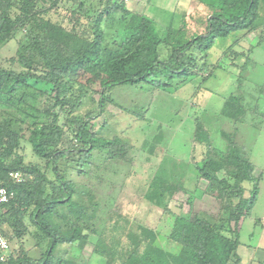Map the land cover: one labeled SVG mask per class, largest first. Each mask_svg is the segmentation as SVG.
Instances as JSON below:
<instances>
[{
  "label": "trees",
  "instance_id": "1",
  "mask_svg": "<svg viewBox=\"0 0 264 264\" xmlns=\"http://www.w3.org/2000/svg\"><path fill=\"white\" fill-rule=\"evenodd\" d=\"M61 1L64 0H0V46L17 32L26 31L24 42L27 45L20 50L17 61L22 68L30 69L33 62H29L26 55L38 54L40 69L44 71V74L17 73L0 68V109L6 116L0 122V187L12 194L0 206V223L5 226L3 235L9 246L5 255L0 250V264H65L64 261L53 263L56 248L83 243L86 236L79 226V212L68 227L64 222V226H60L54 221L53 216L60 207L71 208V212L72 209L83 211L81 205L72 201L76 183L60 174V161L65 168H74L81 176L87 172L85 167L90 166L94 154L100 159V166L107 165L98 167L100 170H95L98 173L105 174L110 161L125 160L123 150L128 146L124 149L118 136L104 139L92 132L95 120L92 121L91 116H74L66 121L71 137L68 139L64 138V125L58 124V113H51L45 106L39 107V102L50 99L52 108L60 112L74 110L67 109L71 104L78 107L84 94L79 92L77 97L69 98L75 80L70 70L74 66L90 69L94 73L93 80L100 83V111L108 101L107 90L114 87L146 83L154 89L167 91L175 81H187L204 69L205 64H199L200 59L206 57L216 39L224 40L233 33L256 28L259 4L264 6V0H192L207 11L208 18L203 26L205 34L190 35L186 21L177 29L170 27L160 34L152 20L129 11L124 0H107L103 10L92 16L84 0H75L72 25L65 29L43 19ZM194 11L198 24H202L205 17L198 18L200 11ZM83 18L87 21L82 22ZM115 26L119 27L115 33H121V40L108 44L105 31ZM24 132H28L27 142L34 155L53 166L54 184L39 166L24 164L23 157L18 155ZM207 140L206 133L197 126L193 142L204 144ZM225 159L217 161L209 154L203 166H198V172L219 192L223 200L222 214H227V218L217 221L176 218L177 232L170 235L175 245L172 251L171 247L161 246L158 235L149 230L139 236L130 235L128 251L119 259L121 264H228L231 260L239 264V231L230 229L231 222L237 223L250 216L257 200L259 178H254V166L238 148L229 147ZM223 170L226 177L219 179L216 175ZM14 172L23 175L24 181L10 178L9 174ZM160 173L156 172L149 187L158 186L164 191L165 181ZM244 182L253 184L245 199L240 188ZM175 192L171 188V195ZM146 195L153 197L155 204L163 197L162 193L161 196L150 190ZM26 219L43 239L48 240V247L38 262L27 258L21 247L19 256L13 254L11 248V242H21L29 234ZM95 253L103 256L106 252L102 247ZM114 259L115 255H111L110 261Z\"/></svg>",
  "mask_w": 264,
  "mask_h": 264
},
{
  "label": "rangeland",
  "instance_id": "2",
  "mask_svg": "<svg viewBox=\"0 0 264 264\" xmlns=\"http://www.w3.org/2000/svg\"><path fill=\"white\" fill-rule=\"evenodd\" d=\"M74 1L59 2L43 19L69 29L73 18L71 11L76 8ZM106 1L83 2L89 16H92L103 10ZM138 1L132 0L126 4L133 10V5ZM196 14L193 11L189 17L186 16L188 34H205L203 26L208 18L207 11H200L198 18L205 17L200 25ZM86 21L82 19V22ZM257 23L254 29L233 33L224 40L216 39L206 57L200 59L199 64H205L204 69L187 81H175L167 91L154 89L146 83L114 87L107 90L108 101L100 111V83L93 80L94 73L90 69L74 66L70 70L75 74V80L69 98L73 95L77 97L82 92L84 95L78 107L71 104L67 109L74 110L60 112L58 108H52V99L39 102V107L45 106L51 113H58V124L64 125V138H71L66 121L74 116H91L94 118L92 121L95 120L92 132H97L104 139L118 136L122 140L120 144L125 145L124 149L128 146L123 150L125 160L107 163L105 174L95 171L107 166H100L96 154L92 156L90 166L85 167L87 172L81 176L74 168H65L60 161V174L76 183L72 201L81 205L83 211L72 209L71 212V208L60 207L53 218L58 225L64 226L65 223L68 227L75 222L79 212V226L86 241L58 246L53 263L121 264L119 259L128 251L130 235L139 236L149 230L158 235L161 246L171 247L172 251L175 245L170 235L177 232L176 218L188 221L197 217L202 220H225L227 214H222L221 209L223 200L212 187L213 184L199 175L198 166H203L202 162L209 154L215 160L224 162L231 146L238 148L243 157L252 163L253 176L259 181L257 200L250 216L237 223L231 222L230 229L239 231L240 254L256 251L263 260L264 6L261 3ZM157 27L160 33H164L160 25ZM118 29L115 26L111 31H105L108 44L121 40V33H115ZM25 32H17L0 46V68L17 73L31 71L44 74L40 69L38 54L34 57L26 55L27 60L33 62L30 69L22 68L17 61L20 50L27 45L24 42ZM88 80H92V83ZM2 114L4 110L0 109V122L6 117ZM197 126L208 136L204 144L193 142ZM27 137L28 132H24L18 155L23 157L24 164L39 166L48 181L54 184L53 166L34 155ZM159 171L165 181L164 191L158 186L149 187L151 179ZM216 176L219 179L226 177L224 170ZM252 187L253 184L249 182L240 185L244 199L249 197ZM171 188L176 190L173 195ZM149 190L150 193L163 194L159 204L154 203L153 197H146ZM232 203L236 202L233 200ZM65 217L67 221H64ZM25 222L29 234L21 242H11V248L13 254L19 256L21 247L27 258L38 262L48 247V240L42 238L29 219ZM102 247L105 255L95 253L96 249ZM108 251L110 256L115 255L113 261H110ZM251 262L252 259L248 258L244 264Z\"/></svg>",
  "mask_w": 264,
  "mask_h": 264
},
{
  "label": "crops",
  "instance_id": "3",
  "mask_svg": "<svg viewBox=\"0 0 264 264\" xmlns=\"http://www.w3.org/2000/svg\"><path fill=\"white\" fill-rule=\"evenodd\" d=\"M128 6L129 5L126 4V8L129 11L146 16L147 18L152 20L156 30H158L157 26L160 25V27L164 29V32L170 27L174 29L180 27L181 24L188 20L186 16L189 17V15H191V12L193 14L194 10L198 12L204 9L201 5H195L192 0H139L137 4L133 5V10L130 9ZM138 8L140 10H138ZM161 16H163V18H161ZM244 255L250 257L245 258ZM258 255L259 254L256 251L252 254L246 252L240 254L239 247L237 250L239 264L246 263V260L248 258L252 259V264H261L264 260V253L261 254L263 255V260L260 259L261 256ZM228 264L236 263L234 262V260H231Z\"/></svg>",
  "mask_w": 264,
  "mask_h": 264
},
{
  "label": "built area",
  "instance_id": "4",
  "mask_svg": "<svg viewBox=\"0 0 264 264\" xmlns=\"http://www.w3.org/2000/svg\"><path fill=\"white\" fill-rule=\"evenodd\" d=\"M130 1L132 0H124L125 3H128ZM9 176L16 182H22L25 179V177L18 172L10 173ZM11 196L12 194H10L4 187H0V206L5 204L11 198ZM4 231L5 226L0 223V250L5 254L7 253L9 246L7 240L3 235Z\"/></svg>",
  "mask_w": 264,
  "mask_h": 264
},
{
  "label": "water",
  "instance_id": "5",
  "mask_svg": "<svg viewBox=\"0 0 264 264\" xmlns=\"http://www.w3.org/2000/svg\"><path fill=\"white\" fill-rule=\"evenodd\" d=\"M263 264H264V262H263Z\"/></svg>",
  "mask_w": 264,
  "mask_h": 264
}]
</instances>
